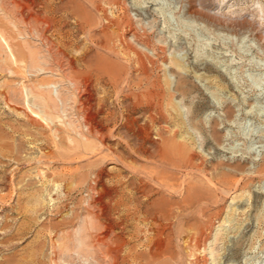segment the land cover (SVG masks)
I'll return each instance as SVG.
<instances>
[{
	"label": "rangeland",
	"instance_id": "1",
	"mask_svg": "<svg viewBox=\"0 0 264 264\" xmlns=\"http://www.w3.org/2000/svg\"><path fill=\"white\" fill-rule=\"evenodd\" d=\"M0 264H264V0H0Z\"/></svg>",
	"mask_w": 264,
	"mask_h": 264
},
{
	"label": "bare ground",
	"instance_id": "2",
	"mask_svg": "<svg viewBox=\"0 0 264 264\" xmlns=\"http://www.w3.org/2000/svg\"><path fill=\"white\" fill-rule=\"evenodd\" d=\"M5 45H6V44H5ZM8 51H9V50H8ZM187 197H188V196H187ZM187 197H186V198H187ZM183 204H184V203H183Z\"/></svg>",
	"mask_w": 264,
	"mask_h": 264
}]
</instances>
